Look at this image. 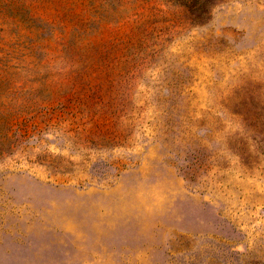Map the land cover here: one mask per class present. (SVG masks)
Wrapping results in <instances>:
<instances>
[{"label": "rangeland", "instance_id": "1", "mask_svg": "<svg viewBox=\"0 0 264 264\" xmlns=\"http://www.w3.org/2000/svg\"><path fill=\"white\" fill-rule=\"evenodd\" d=\"M0 264H264V0H0Z\"/></svg>", "mask_w": 264, "mask_h": 264}]
</instances>
